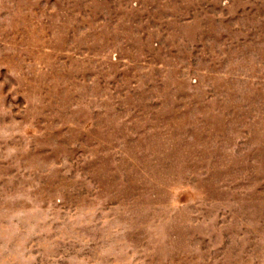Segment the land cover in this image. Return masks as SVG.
Here are the masks:
<instances>
[{
  "label": "rangeland",
  "instance_id": "obj_1",
  "mask_svg": "<svg viewBox=\"0 0 264 264\" xmlns=\"http://www.w3.org/2000/svg\"><path fill=\"white\" fill-rule=\"evenodd\" d=\"M0 264H264V0H0Z\"/></svg>",
  "mask_w": 264,
  "mask_h": 264
}]
</instances>
